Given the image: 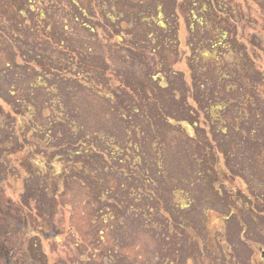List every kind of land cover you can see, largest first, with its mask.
I'll list each match as a JSON object with an SVG mask.
<instances>
[{
    "label": "trees",
    "instance_id": "1",
    "mask_svg": "<svg viewBox=\"0 0 264 264\" xmlns=\"http://www.w3.org/2000/svg\"><path fill=\"white\" fill-rule=\"evenodd\" d=\"M163 1H167L169 6L166 8H170L167 22V9L163 3L158 9L151 6L145 10L143 20L134 19L147 26L154 25L160 35L153 32L138 35L137 31L132 32L121 23L113 24L109 35H99L96 27L93 24L90 27L87 22L89 14L75 0H71L70 5L60 0H0V8L7 3L11 12L10 17L0 16V38L13 47L12 60L0 68V119L3 117L5 122L4 126L0 124L3 129L0 177L4 173V179L9 176L20 179L16 166L12 165L13 156L19 155L20 166L27 173L20 202L31 210L35 205L39 216L46 219L56 211L60 195L51 193V184H60L61 179L53 177L55 169L49 175H42L44 170L38 168L41 163L37 158L49 162L50 167L64 165L72 169L70 174L66 171V175H62V183L69 184L64 195L72 194L70 224L74 226L72 220L78 216L83 227L96 228L98 235L92 239L95 244L103 243L104 233L111 229L99 226V223L117 222L120 215L124 218L122 213L132 211L146 217L152 215L156 221L165 217L167 220L161 227L172 234L180 224L178 220L185 217L179 212L182 206H189L185 204L186 199L195 202L192 190L198 183L206 182L209 191L213 189L214 194H223L216 187L219 182L217 168L222 160L227 165L229 158L234 157L229 146L224 145L225 138L221 139L229 135L227 126L235 130L239 128L241 118H245L244 122L254 128L249 117L255 110H261L260 116L256 114L257 121L260 117L264 121V73L251 76L247 71V67L255 64V58L243 45H238L236 20L249 23V19L236 0ZM104 3L102 0V5ZM62 5L63 10L72 12V18L68 19V24H63V30L57 31L52 12L56 6L61 10ZM152 8L156 9V15ZM182 14L188 33L184 46L180 40ZM108 17L113 23L119 21L116 14ZM27 33L31 36H26ZM82 33L88 34L84 38L86 47L79 52H66L61 58L69 41L83 39ZM255 38L254 42L264 53V40L257 42ZM19 43L26 48L21 53ZM168 52L174 57L172 65L165 57ZM180 53L185 58L188 76L175 68ZM212 57L225 61L226 66L234 63L230 67V70L234 69L230 74L234 75L232 79L227 75V68L224 76L217 70L219 82L223 79L231 81L225 99L220 97L219 91L212 98L203 93L212 86L210 79L204 80L207 87L199 83L203 79L200 75L205 74L200 66ZM121 58H132L137 66L131 68L120 62ZM100 62L109 63L111 68H104ZM64 81L68 84L64 85ZM245 84V95L236 97V103L232 102L228 110L227 98ZM4 85L9 88L5 90ZM69 85H74V95L85 91L104 97L115 110L123 132L128 133L126 140L119 142L112 135L89 133L82 124L80 110L67 100L64 88ZM40 91L46 96L42 105L37 100ZM227 112L234 118L225 121L215 118L218 114L225 117ZM43 119L46 123L41 125ZM207 121L208 126L203 123ZM222 121L224 128L219 125ZM179 126L190 131L188 137L174 129ZM163 132L167 139L182 137L187 151L192 148V162L188 166L185 164L187 178L176 179L167 168L169 161L160 156ZM261 151L264 156V149ZM5 160L11 168L5 166ZM163 176L173 182L174 195L168 214L162 205L158 210L159 203L154 196L145 197L150 190L156 193ZM259 197L264 199V183L257 199ZM119 200L130 206L129 209L122 211ZM96 206L97 212L89 211Z\"/></svg>",
    "mask_w": 264,
    "mask_h": 264
},
{
    "label": "rangeland",
    "instance_id": "2",
    "mask_svg": "<svg viewBox=\"0 0 264 264\" xmlns=\"http://www.w3.org/2000/svg\"><path fill=\"white\" fill-rule=\"evenodd\" d=\"M75 1L89 14L90 19L87 22L90 27H92L91 24L96 27L99 35H109L112 25L116 23H121L124 27L128 26L133 30L132 32L137 31L138 35L152 32L155 35H160L153 27L154 25L147 26L146 23L134 20H143L142 13L149 10L151 6L158 9L160 3H163L162 6L167 9L165 22L169 19L167 11L170 8H166L169 3L163 0H104L103 5L102 0ZM60 2L70 5L71 0H60ZM236 2L249 19V23L244 20H236V23L238 22L236 41L255 58V64L250 60L252 65L247 67V71L251 76H258L259 73H264V53L257 47L254 39L257 37V42L264 40V0H236ZM63 8L64 5L61 6V11L60 6H56L52 12L53 25L57 31L63 30V24H68V19L72 18V12L65 11ZM155 8L151 9L154 15L157 14ZM112 14H116L119 21L111 22L108 15ZM10 15V6L6 3L0 8V16L10 17ZM181 16L180 40L184 46L188 33L184 14ZM53 25L49 26L50 32ZM120 27L122 28V26ZM73 33L77 34V32ZM82 34L83 39L72 38L69 41L66 50L60 55L61 58H64L66 52L75 53L86 47L84 38L88 37V34ZM26 36L31 35L27 33ZM25 49V46L19 43L20 53ZM12 54L11 43L0 38V68L4 67L10 59L12 60ZM165 57L172 65L173 55L168 52L165 53ZM134 61L132 58L120 59V62L126 63L131 68L137 66ZM203 64L205 65L200 67L205 74L200 75L203 79L199 83L205 84L207 87L204 82L207 78L210 79L212 85L203 93L212 98L214 93L219 91L220 97L225 99L226 88L230 86L231 81L223 79L222 82H219L217 70L223 75L227 68L229 76L234 72V69L230 70L234 63H229L226 66L225 61H219L212 57ZM100 65L104 68H111L109 63L100 62ZM175 68L188 76L186 61L181 53L179 64ZM229 77L232 79L234 75ZM67 84L68 82L64 81V85ZM3 88L7 90L9 85H4ZM246 89L245 84L232 92L233 95L227 98L228 110L232 102L236 103V97L245 95ZM64 90L70 104L80 110L82 124L89 133L98 132L105 136L112 135L119 142L126 140L128 133L123 132L115 110H112L104 97L90 95L85 91L77 92L74 95V85L66 86ZM45 99L44 92L40 91L37 98L39 105H42L41 103H44ZM260 113L261 110L252 111L249 117L253 122L254 128L252 129V124L250 126L244 122L245 118H241V123L238 124L239 128L235 130L234 127L227 126L226 133L229 135L221 137V139L225 138L224 145L229 146L234 157L232 160L229 158L227 165H224L222 160L221 166L217 168L219 182L216 187L223 194H220L221 196L214 194L213 189H211V194L208 184L206 182L200 184L197 180L198 185L192 190L193 197H196L195 205L185 197V204L187 203L189 206L181 207L179 213H183L185 217L178 218L180 219L178 220L179 226L173 222L176 227L172 234L161 227L167 220L165 217L162 221H156L152 215L146 217L141 213L137 214V211H132L122 213L124 218L121 219L120 215L117 222L113 221L108 225L104 222L99 223V226L111 229H107L104 233L105 241L103 243L95 244L92 239L98 235L95 233L96 228L83 227L80 222L81 218L78 216L72 220L74 226L70 224L72 194L64 195L68 192L65 187L69 184L62 183V175H66V171L70 174L72 169L64 165L56 168L50 167L49 162H44L38 157L37 160L41 163L38 168L44 170L42 175H49L55 169L53 177L61 179L60 184H51L50 187L51 193L60 194L57 198L56 211L50 212V217L46 219L41 218L35 210V205L31 210L20 202L21 194L24 193L23 185L27 173L20 166V156L14 155L12 165L16 166L20 179L12 176L4 179V173L0 177V264H264L258 251L259 248L264 251V199L260 197L257 199L261 184L264 183V156L261 151L264 149V121L262 117L257 121L256 116V114L260 116ZM215 118L225 121L234 118V116L231 115V112H227L225 117L218 114ZM3 119V117L0 119L2 126L5 125ZM24 123L26 124V122ZM45 123V119L41 120V125ZM161 123L165 125L164 121ZM203 123L206 126L209 125V121ZM219 125L223 127L225 123L222 121ZM61 126L63 125L61 124ZM174 129L181 131L185 138L189 136L190 131L185 126L174 127ZM2 135L3 129L0 128V137ZM160 138L163 139L160 156L163 155L169 161L170 165L167 168L176 179L187 178L185 164L188 166L192 162V148L187 151L183 138L179 136L167 139L166 132H163ZM145 151L148 155V146ZM53 161L59 162L60 160L53 159ZM5 162L7 163V165L4 163L5 166L12 167L9 161L5 160ZM165 163L162 164L164 169H166ZM5 170L7 171L6 167ZM231 172L233 175L230 174ZM109 186L113 187L110 184ZM172 188L173 182L163 176L156 193L153 194L150 190V193H145V197L150 199L151 196H154L156 202L159 203L158 210L162 205L165 213L168 214L171 196L174 195ZM23 196L28 198L27 195ZM228 197L229 200H227ZM119 201L122 211L129 209L130 206L125 205L123 200ZM43 205L46 207L44 203ZM97 207H91L89 211L97 212Z\"/></svg>",
    "mask_w": 264,
    "mask_h": 264
},
{
    "label": "flooded vegetation",
    "instance_id": "3",
    "mask_svg": "<svg viewBox=\"0 0 264 264\" xmlns=\"http://www.w3.org/2000/svg\"><path fill=\"white\" fill-rule=\"evenodd\" d=\"M259 253H260V255L262 254V252H263V250L261 249V248H259ZM262 258V257H261ZM262 260H263V258H262ZM264 261V260H263Z\"/></svg>",
    "mask_w": 264,
    "mask_h": 264
},
{
    "label": "water",
    "instance_id": "4",
    "mask_svg": "<svg viewBox=\"0 0 264 264\" xmlns=\"http://www.w3.org/2000/svg\"><path fill=\"white\" fill-rule=\"evenodd\" d=\"M262 257H263V259H264V253L262 254Z\"/></svg>",
    "mask_w": 264,
    "mask_h": 264
}]
</instances>
